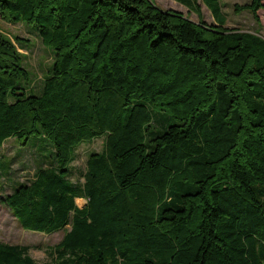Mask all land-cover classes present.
Wrapping results in <instances>:
<instances>
[{
	"label": "trees",
	"instance_id": "trees-1",
	"mask_svg": "<svg viewBox=\"0 0 264 264\" xmlns=\"http://www.w3.org/2000/svg\"><path fill=\"white\" fill-rule=\"evenodd\" d=\"M176 1L199 20L154 0H0L54 55L36 91L29 39L0 33V149L41 136L50 160L0 202L65 232L52 262L0 241V264H264V37L227 27L220 0H202L214 23ZM242 7L257 19L263 0ZM101 137L75 184L77 148Z\"/></svg>",
	"mask_w": 264,
	"mask_h": 264
},
{
	"label": "rangeland",
	"instance_id": "rangeland-1",
	"mask_svg": "<svg viewBox=\"0 0 264 264\" xmlns=\"http://www.w3.org/2000/svg\"><path fill=\"white\" fill-rule=\"evenodd\" d=\"M154 1L162 9H177L184 15L189 16L190 19L199 20L195 12H190L187 8L180 7L171 0ZM250 2L251 0H220L221 11L226 18V26L243 31L257 32L264 37V0L263 7L256 12L257 19L253 18L250 8L242 7L240 9L241 6L248 5ZM199 4L203 19L207 23L214 22L210 8L202 0H199ZM0 33L8 36L13 41L15 36L29 39L27 43L29 45L23 48L14 42L19 51L26 55V66L33 73L35 89L39 91L42 87L43 76L54 59L53 52L42 42L41 37L32 28L22 22L11 23L3 19L1 14ZM22 142L15 137H10L0 149V162L3 160L1 168L4 174H8L2 178L3 185L0 197L13 192L16 183L31 181L39 166H46L50 163V160L45 156L49 146L44 149L46 141L41 136H33L27 144H22ZM104 144V137H101L91 143L84 142L77 148V156L72 163L70 176L75 184L84 181L82 173L86 169L89 155L93 152L102 151ZM41 151L45 154H42ZM9 164L10 168L8 169ZM84 203V199H77L79 206L84 205ZM64 234L63 230L47 234L25 229L20 225L12 210L0 202V241L27 246L29 253L37 262L49 263L54 260V247L63 239Z\"/></svg>",
	"mask_w": 264,
	"mask_h": 264
},
{
	"label": "crops",
	"instance_id": "crops-1",
	"mask_svg": "<svg viewBox=\"0 0 264 264\" xmlns=\"http://www.w3.org/2000/svg\"><path fill=\"white\" fill-rule=\"evenodd\" d=\"M171 1H173V2H175L178 6H180V7H184V8H187L188 9V7H186L185 5H183V4H181L180 2H178V1H176V0H171ZM175 10H177V9H175ZM189 10V9H188ZM214 18V17H213ZM214 22H215V19H214ZM214 22H212V23H214Z\"/></svg>",
	"mask_w": 264,
	"mask_h": 264
}]
</instances>
